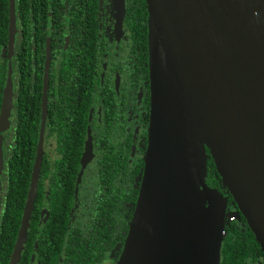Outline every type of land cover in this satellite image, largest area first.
I'll return each mask as SVG.
<instances>
[{
  "label": "flooded vegetation",
  "instance_id": "af4514ba",
  "mask_svg": "<svg viewBox=\"0 0 264 264\" xmlns=\"http://www.w3.org/2000/svg\"><path fill=\"white\" fill-rule=\"evenodd\" d=\"M15 1L14 52L9 58L10 0L8 37L0 50V64L6 58L8 71L11 61L14 79V107L4 135L11 137L14 152L20 121L29 130L37 120L36 140L22 144L24 150L35 147L29 186L40 145L42 151L22 254L32 240L28 264H117L126 242L129 203L123 193L138 188V198L149 145L147 2L24 0L19 10ZM224 192L228 210L237 211L232 195ZM243 218L226 225L221 264H264V250ZM78 241L85 245L81 263Z\"/></svg>",
  "mask_w": 264,
  "mask_h": 264
},
{
  "label": "water",
  "instance_id": "95a60500",
  "mask_svg": "<svg viewBox=\"0 0 264 264\" xmlns=\"http://www.w3.org/2000/svg\"><path fill=\"white\" fill-rule=\"evenodd\" d=\"M146 2L149 145L117 264H221L234 213L244 216L264 250V0ZM16 32V1L10 0L9 58ZM13 80L10 61L0 110V210ZM46 113L45 105L44 118ZM209 157L237 211L208 185ZM41 161L40 145L8 264L19 263L28 237Z\"/></svg>",
  "mask_w": 264,
  "mask_h": 264
},
{
  "label": "trees",
  "instance_id": "16d2710c",
  "mask_svg": "<svg viewBox=\"0 0 264 264\" xmlns=\"http://www.w3.org/2000/svg\"><path fill=\"white\" fill-rule=\"evenodd\" d=\"M18 8L24 5V0H18ZM8 11H9V0H0V50L3 45L7 42L8 37ZM7 72V61L4 58V62L0 64V83H4ZM4 84H0V109L2 103V93ZM17 113L22 114V108L20 102L17 103ZM21 117V116H20ZM36 122L34 119L30 125L29 130L26 129L25 125L20 121L16 134V147L12 152L9 147L11 144V137L7 134L4 135V156L7 154V163L4 164V172L1 176L3 181L2 186V200L0 210V264H8L10 261L11 253L13 251L15 241L17 238L18 229L20 227V220L25 205L27 196L30 174L32 169V160L34 158L35 147L32 145L29 148L23 149V143L27 140H36ZM25 151V152H23ZM207 183L211 187H214L224 194L226 191L230 194L226 188L222 185L221 176L217 170L213 158L209 157L207 162ZM143 172V166L141 167V174ZM143 176H141V179ZM142 182V181H141ZM138 188L134 189L130 194L123 193L125 203L124 205V218H123V229L124 236L127 238V232H129L130 223L132 220L134 211L137 203ZM128 196V197H126ZM245 221V218H243ZM234 221V220H233ZM228 220L227 224L234 223ZM113 223V222H112ZM111 223L109 222V225ZM226 224V225H227ZM248 224V223H246ZM105 226L102 224V228ZM232 238L228 237L226 242H230ZM256 239L255 237L253 240ZM28 240V238H27ZM26 240V241H27ZM257 241V240H256ZM27 251L22 254L19 264H28L30 252L32 249V240L27 242ZM77 263H81L83 259V251L85 245L83 242L78 241L77 246Z\"/></svg>",
  "mask_w": 264,
  "mask_h": 264
},
{
  "label": "rangeland",
  "instance_id": "374dc122",
  "mask_svg": "<svg viewBox=\"0 0 264 264\" xmlns=\"http://www.w3.org/2000/svg\"><path fill=\"white\" fill-rule=\"evenodd\" d=\"M230 211H234V210H230ZM236 217H237V214L234 213V215L232 217H230L229 220H234V219H236Z\"/></svg>",
  "mask_w": 264,
  "mask_h": 264
}]
</instances>
